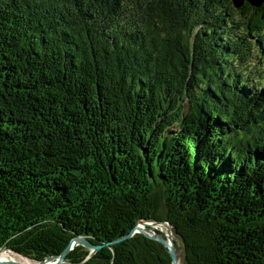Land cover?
<instances>
[{
  "label": "trees",
  "instance_id": "1",
  "mask_svg": "<svg viewBox=\"0 0 264 264\" xmlns=\"http://www.w3.org/2000/svg\"><path fill=\"white\" fill-rule=\"evenodd\" d=\"M140 221L180 264H264V3L0 0V252L172 264L107 246Z\"/></svg>",
  "mask_w": 264,
  "mask_h": 264
},
{
  "label": "water",
  "instance_id": "2",
  "mask_svg": "<svg viewBox=\"0 0 264 264\" xmlns=\"http://www.w3.org/2000/svg\"><path fill=\"white\" fill-rule=\"evenodd\" d=\"M245 2H247L252 7L259 8L264 3V0H234V6L236 9H239ZM140 223H143L146 226V229L144 231H142L139 228ZM152 223L167 225L170 230L167 234H163L162 232H161L162 233L161 234V233L153 230L150 227V225ZM136 234H141L144 237L161 244L167 250V252H168V254L172 260V264H180V260L178 258L177 250H176V247L174 244V235H173L172 226L168 222L140 221L136 225V227L128 235H126L125 237H123L121 239H118L116 241H113V242L107 244V246L116 245L118 243H121L124 240L132 238ZM77 246H83V247L87 248L88 250H90L91 251L90 255H94L95 253H97L98 251H100L103 248V246H96L92 242H90L87 238L80 236V237H76L73 240H71V242L66 247V249L62 252V254H60L58 256L48 257L44 261L36 262V264H67L68 261L66 259V256L68 255L69 252L74 250V248ZM9 252H11V251H9ZM27 260H29V259H27ZM0 264H26V263L18 262V261H7L5 263L0 262Z\"/></svg>",
  "mask_w": 264,
  "mask_h": 264
},
{
  "label": "bare ground",
  "instance_id": "3",
  "mask_svg": "<svg viewBox=\"0 0 264 264\" xmlns=\"http://www.w3.org/2000/svg\"><path fill=\"white\" fill-rule=\"evenodd\" d=\"M150 227L155 231H160L162 233L165 232L163 234H167L170 230L169 227L167 225H164V224L152 223L150 225ZM139 228L142 231H144L146 229V226L143 223H140ZM157 229H161V230H157ZM7 261H18V262H24L26 264H35L30 260L19 258L17 255H14L12 252L5 250V251L1 252V254H0V262L5 263Z\"/></svg>",
  "mask_w": 264,
  "mask_h": 264
},
{
  "label": "rangeland",
  "instance_id": "4",
  "mask_svg": "<svg viewBox=\"0 0 264 264\" xmlns=\"http://www.w3.org/2000/svg\"><path fill=\"white\" fill-rule=\"evenodd\" d=\"M241 30V32H244L243 30H244V28L243 27H241L240 28ZM157 230H161V229H157ZM163 233H165V232H163ZM3 251H5V250H3ZM3 251H1V252H3ZM7 251V250H6ZM1 252H0V254H1ZM14 254V253H13ZM14 255H16V254H14ZM19 258H23V259H26V258H24V257H22V256H20V255H17ZM33 262V261H32ZM24 263V262H23ZM33 263H35L36 264V262H33Z\"/></svg>",
  "mask_w": 264,
  "mask_h": 264
}]
</instances>
